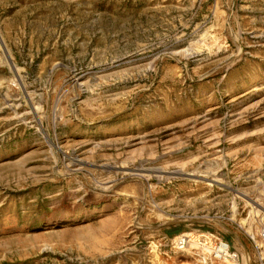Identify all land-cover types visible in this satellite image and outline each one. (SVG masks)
Wrapping results in <instances>:
<instances>
[{
    "label": "rangeland",
    "instance_id": "1",
    "mask_svg": "<svg viewBox=\"0 0 264 264\" xmlns=\"http://www.w3.org/2000/svg\"><path fill=\"white\" fill-rule=\"evenodd\" d=\"M262 226L264 0H0V264H260Z\"/></svg>",
    "mask_w": 264,
    "mask_h": 264
},
{
    "label": "built area",
    "instance_id": "2",
    "mask_svg": "<svg viewBox=\"0 0 264 264\" xmlns=\"http://www.w3.org/2000/svg\"><path fill=\"white\" fill-rule=\"evenodd\" d=\"M244 234L253 248L258 252V255L261 256V250L264 248V226L255 234L247 232ZM171 244L175 250L182 252L188 251L190 248L200 251L207 250L214 262H234L238 259V254L230 248L227 242L210 233L181 234L175 237ZM260 264H264V259L261 257Z\"/></svg>",
    "mask_w": 264,
    "mask_h": 264
},
{
    "label": "bare ground",
    "instance_id": "3",
    "mask_svg": "<svg viewBox=\"0 0 264 264\" xmlns=\"http://www.w3.org/2000/svg\"><path fill=\"white\" fill-rule=\"evenodd\" d=\"M73 163H76V164H79L80 163V161H73ZM154 170V169H153ZM156 171H154V173H156V174H161L162 172L160 171V170H157V169H155ZM147 171V170H146ZM151 171V170H150ZM148 172V171H147ZM152 172V171H151ZM153 173V174H154ZM174 175H176V176H178V175H181L180 173H174Z\"/></svg>",
    "mask_w": 264,
    "mask_h": 264
}]
</instances>
